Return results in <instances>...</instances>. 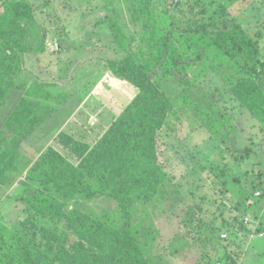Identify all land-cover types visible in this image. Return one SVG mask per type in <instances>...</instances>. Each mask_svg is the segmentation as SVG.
Masks as SVG:
<instances>
[{
  "label": "trees",
  "instance_id": "trees-1",
  "mask_svg": "<svg viewBox=\"0 0 264 264\" xmlns=\"http://www.w3.org/2000/svg\"><path fill=\"white\" fill-rule=\"evenodd\" d=\"M236 1L193 0L192 5L184 3L185 10L174 0H162L159 6L152 0H134L136 15L150 28L140 40L126 35L111 20V43L125 56L108 59L104 68L115 79L131 84L137 94L93 143L60 132L56 142L66 155L49 146L32 162L23 160L19 153L23 140L35 133L45 117L33 100H18L0 130V185L20 177L25 189L12 200L23 206L26 217L12 229L0 222V264H154L153 258L165 249L163 237L154 228L141 224L138 230L133 225L131 214L136 208L165 204L178 212L180 224L199 240L207 233L202 240L207 242L219 230L212 213L224 205L241 213L240 218L250 215L252 203L243 196L245 192L239 189L235 198L229 195V186L235 189L238 183L231 185L225 165H209V160L198 165L209 180L208 194L190 205L188 198L196 197L193 189L188 193L175 185L157 156L160 131L177 133L181 111L197 114L199 123L192 132L205 135L211 149L214 142L213 152L231 134L232 122L220 110L203 105L205 98L197 103L189 100L188 93L173 98L154 81L156 76L178 80L185 90L187 72L207 56H213V62L232 77V96L264 130L263 56L258 42L227 10ZM33 17V7L26 0L0 5L2 53L15 57L29 51ZM2 82L0 78V105L9 94ZM204 177L194 180L193 188L207 186ZM99 199L113 202L115 208L96 210L93 202ZM239 224L249 232L242 221ZM181 244L182 237L175 236L170 253Z\"/></svg>",
  "mask_w": 264,
  "mask_h": 264
},
{
  "label": "rangeland",
  "instance_id": "rangeland-1",
  "mask_svg": "<svg viewBox=\"0 0 264 264\" xmlns=\"http://www.w3.org/2000/svg\"><path fill=\"white\" fill-rule=\"evenodd\" d=\"M8 1L0 0V5ZM26 1L32 5L34 16L30 21L33 26L28 40L29 51L11 57L0 50V78L3 86L9 88L8 96L0 105V130L22 97L39 105L45 119L34 134L23 140L19 151L23 160L32 162L49 146L66 155L56 142L60 132L93 143L130 104L137 90L128 82L115 79L104 68L108 59L125 56L123 50L111 43L110 21H116L122 31L135 40L147 37L150 28L136 15L134 0ZM192 1L174 0L185 10ZM159 3L161 5L162 0L151 2L157 6ZM227 10L258 42L264 61V0H238L228 5ZM213 60V56H207L191 67L185 79V90L178 80L156 76L154 81L173 98L185 93L192 103L205 98L203 105L208 103L220 110L232 122L231 134L220 149L213 152L214 142L212 150L205 135L192 132L194 124L199 123L197 114L181 111V129L177 133L160 131L157 156L172 175L175 185L188 193L193 189L191 193L196 197L188 198L190 205L202 194H208L209 180L199 172L198 165H204L207 160L208 164L225 165L231 185L238 183L235 189L229 186V195L235 198L239 189L245 192L243 196L252 203L250 215L240 218L241 213L224 205L223 210L212 213L219 230L214 240L207 242L202 241L207 233L199 240L180 224L176 217L178 212L174 214L165 204L136 208L131 214L133 225L138 230H142L141 224L154 228L163 237L165 249L159 257L153 258L154 264H264V130L232 96V77ZM239 156L243 158L236 162ZM199 177H204L202 183L207 186L193 188L191 183ZM24 189L20 177L0 185V222L7 228L12 229L26 217L23 206L12 200ZM93 207L114 209L115 204L99 199L93 202ZM240 221L249 232L243 231ZM222 234L227 235L226 239L219 237ZM177 235L182 237L184 244L170 253L169 243Z\"/></svg>",
  "mask_w": 264,
  "mask_h": 264
},
{
  "label": "built area",
  "instance_id": "built-area-1",
  "mask_svg": "<svg viewBox=\"0 0 264 264\" xmlns=\"http://www.w3.org/2000/svg\"><path fill=\"white\" fill-rule=\"evenodd\" d=\"M222 237H223V235H222Z\"/></svg>",
  "mask_w": 264,
  "mask_h": 264
}]
</instances>
